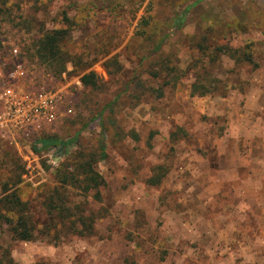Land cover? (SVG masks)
Here are the masks:
<instances>
[{
	"label": "rangeland",
	"instance_id": "374dc122",
	"mask_svg": "<svg viewBox=\"0 0 264 264\" xmlns=\"http://www.w3.org/2000/svg\"><path fill=\"white\" fill-rule=\"evenodd\" d=\"M58 30L61 75L40 44ZM12 43L24 86L72 84V112L38 137L61 157L35 153L0 102V198L35 231L0 228L3 264H264V0H0V60ZM197 81L216 93L192 96ZM102 142L104 185L62 184L64 160Z\"/></svg>",
	"mask_w": 264,
	"mask_h": 264
},
{
	"label": "trees",
	"instance_id": "16d2710c",
	"mask_svg": "<svg viewBox=\"0 0 264 264\" xmlns=\"http://www.w3.org/2000/svg\"><path fill=\"white\" fill-rule=\"evenodd\" d=\"M66 21L67 18L65 19ZM66 32L65 30H58L53 31L51 33H46L40 40L41 48L44 51V54L48 57L50 61L61 62L58 64V74H62L65 70L64 60L61 56L60 49L58 47L59 42L63 39ZM162 43L157 44L155 47V52H159L161 50ZM222 49H219L221 51ZM231 57H233L231 55ZM235 60L255 66L253 64L250 55L241 54ZM81 84L85 88L94 89L97 85V76L93 72H89L84 74L80 78ZM202 89V90H201ZM211 89V90H210ZM216 92L212 91V88H204L202 82H195L191 85V95L192 96H205L208 94H214ZM226 92H219L218 95L225 96ZM73 143V142H72ZM57 153L60 152L62 154L61 157H65L63 154V147L64 144L59 143L55 137H42L37 139L33 145V151L35 153H41L43 151H49L51 149H57ZM99 152H92V153H80V156L76 158V160L80 161L79 163L75 164L74 169L72 172H67V169H71L70 165L67 164V159L63 165V169L66 172L64 173V178L62 179V184L69 183L72 179H81L84 183L83 189L84 191H88L91 189H98L100 186L104 185L103 178L98 174L95 169L96 164L106 158L104 143L102 142L99 148ZM58 155V154H57ZM1 192L3 197L0 198V228L2 229L3 226H6L7 232L11 236L12 239L17 241H32L35 237L34 233V224L31 217L28 215L27 210L25 209L24 203L20 200V198L14 193H9L8 188L6 186L1 187ZM6 260L7 263H12V259L6 253ZM4 262L0 260V264Z\"/></svg>",
	"mask_w": 264,
	"mask_h": 264
},
{
	"label": "built area",
	"instance_id": "2783aa9c",
	"mask_svg": "<svg viewBox=\"0 0 264 264\" xmlns=\"http://www.w3.org/2000/svg\"><path fill=\"white\" fill-rule=\"evenodd\" d=\"M0 60V102L10 126L25 140L38 139L47 126L72 112V84L26 87L29 71L17 44ZM80 85V82L77 81Z\"/></svg>",
	"mask_w": 264,
	"mask_h": 264
},
{
	"label": "crops",
	"instance_id": "0c3cea01",
	"mask_svg": "<svg viewBox=\"0 0 264 264\" xmlns=\"http://www.w3.org/2000/svg\"><path fill=\"white\" fill-rule=\"evenodd\" d=\"M134 139H135V140H138V139H137V136H135V138H134Z\"/></svg>",
	"mask_w": 264,
	"mask_h": 264
}]
</instances>
